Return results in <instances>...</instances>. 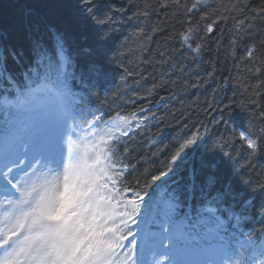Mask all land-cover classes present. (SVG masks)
<instances>
[{"label": "snow or ice", "instance_id": "snow-or-ice-1", "mask_svg": "<svg viewBox=\"0 0 264 264\" xmlns=\"http://www.w3.org/2000/svg\"><path fill=\"white\" fill-rule=\"evenodd\" d=\"M168 22L194 60L227 40L234 90L203 109L210 141L134 175L158 68H178L148 52ZM0 264H264V0H0Z\"/></svg>", "mask_w": 264, "mask_h": 264}, {"label": "trees", "instance_id": "trees-1", "mask_svg": "<svg viewBox=\"0 0 264 264\" xmlns=\"http://www.w3.org/2000/svg\"><path fill=\"white\" fill-rule=\"evenodd\" d=\"M160 19H163V13H161ZM175 26L180 28L178 24ZM220 27L225 26L221 25ZM149 30L150 28H146V31ZM172 30V23H162L149 45L148 52L154 56V60L158 64L160 56L157 53L156 45L160 43L166 51L172 53V63L178 65V68L167 64L158 68V71L167 70L168 73V78L163 86H158L151 97V110L156 113L159 119L152 121L144 131L138 132L130 144V148L134 149L129 154V162L140 166L134 175L143 172L140 169L143 164H146L145 169L167 165L172 152L178 145L184 144L193 137L197 129H199L200 139L210 141L218 131H221L213 123H210L212 118L218 114L212 112L206 115L203 109L209 103L231 96L234 90V81L230 77L236 75V67L233 59L227 54L226 39L217 48L214 43L217 33H212L213 39L208 41L211 51L205 52L202 57L194 60L187 52L180 55L181 48L178 40H168L165 44ZM135 31L136 29L133 27H126L122 37L128 48L132 49L129 53L130 59H134L136 55L137 37L134 35ZM236 55H241V51H237ZM179 68H183L184 71L181 73ZM148 70L151 71L150 66H148ZM147 74L145 71L144 75L147 76ZM154 78L158 80L155 73L153 77L146 80H140L137 77L138 82L129 88L124 102L135 100L137 104L147 106V102L137 100V96L143 95L144 89L152 86ZM183 80H187L189 84L196 83L198 87L182 88L179 85ZM170 81H177V85L173 86ZM173 91L176 92L174 98L160 99L169 97ZM201 122L207 127H202ZM194 150H196V146H189L187 149L189 152Z\"/></svg>", "mask_w": 264, "mask_h": 264}, {"label": "bare ground", "instance_id": "bare-ground-1", "mask_svg": "<svg viewBox=\"0 0 264 264\" xmlns=\"http://www.w3.org/2000/svg\"><path fill=\"white\" fill-rule=\"evenodd\" d=\"M132 149H134V148H132ZM139 167H140L139 165H136V168H137V169H139ZM145 167H146V164H143V165L141 166L140 169H141L142 171H145Z\"/></svg>", "mask_w": 264, "mask_h": 264}]
</instances>
